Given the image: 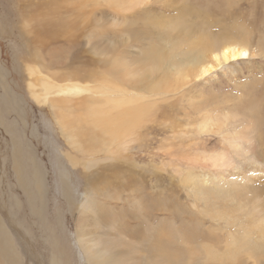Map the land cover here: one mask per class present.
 Masks as SVG:
<instances>
[{"label":"rangeland","instance_id":"obj_1","mask_svg":"<svg viewBox=\"0 0 264 264\" xmlns=\"http://www.w3.org/2000/svg\"><path fill=\"white\" fill-rule=\"evenodd\" d=\"M139 1L121 9L110 0H0V243H12L17 264H97L105 255L95 253L89 238L108 231L122 238L126 255L145 260L152 251L170 253L175 247L189 251L186 258L195 248L217 256L232 234L241 240L250 232L259 250L255 255L263 258L256 264H264V239L256 235L263 221L258 211L264 212V0ZM180 16L191 19L194 29L214 24L218 39L217 33L236 31L256 56L227 63L212 59V70L199 75L200 68L190 65L200 53L203 60L211 58V42L190 30L189 44L178 34L182 26L168 30L158 24ZM193 46L201 52H190ZM138 70L145 76H135ZM46 83L86 91L54 95L51 89L48 95ZM129 97L155 106L128 142L90 136L85 152L72 149L64 116L82 115L90 100ZM55 99L68 109L51 106ZM235 110L230 127L247 129L244 140L233 142L203 128L202 117L223 122ZM67 154L77 158L75 166ZM221 154L230 161L218 162ZM186 174L189 181L182 178ZM107 177L111 182L95 193L93 186ZM207 178L225 186L211 185L203 194L191 188ZM245 182L250 188L235 197ZM90 197L94 202L84 206L83 198ZM254 202L260 205L256 210L249 208ZM97 207L120 213L117 224L124 228L104 224ZM152 230L160 241L151 251L143 236ZM186 258L182 264H219Z\"/></svg>","mask_w":264,"mask_h":264},{"label":"bare ground","instance_id":"obj_2","mask_svg":"<svg viewBox=\"0 0 264 264\" xmlns=\"http://www.w3.org/2000/svg\"><path fill=\"white\" fill-rule=\"evenodd\" d=\"M110 1L116 2L117 4H119V2H120L121 9L123 6H127L125 8L133 9L134 7L137 6V4L139 6V3H140L139 0H121V1L110 0ZM108 3H109V1H108ZM124 4H126V5H124ZM196 14L198 17L201 16V15H199V13H196ZM194 15H195V13H193V16ZM44 19L45 18H43L40 22L42 23L44 21ZM205 19H207V17ZM205 19H203V20H205ZM166 21H168V20H166ZM160 22L158 24L163 26L164 28H167L168 30H171L170 28L173 29V27L177 28L179 26H182V29L180 30V32H178V34L184 33L187 37V42L189 44L191 41H194L193 39L189 40L192 37L190 30L193 32V34L195 32H198L199 35L206 36L207 42H211V44H212L211 47L213 46L212 49L210 50L211 58L203 60L202 58L205 57V53H203V54L200 53L198 55V61L196 63L192 62V64L190 65L191 68H200L199 71L201 73H198V74L201 76L205 75L206 73H208L209 71L212 70L213 65L210 64L212 59H214L217 62L222 61V63L223 62L227 63L230 61H237V60H247V59L249 60L253 56L254 57L256 56V54L251 50L249 43L246 42L245 39H242V41H241L239 39V34L236 31L227 30V32H224V33H217V35L219 36V39H218L217 37H215V35H213V32L211 30V29H214L213 27L215 25L214 24L211 25L209 22H206V21H205L206 24H204V25L201 24L202 26L197 28V29H194L193 21L191 19H186L182 16L174 19V21H171V22L170 21L162 22V23H160ZM171 34H173L174 36H180V35L175 34L173 32H171ZM222 39L225 40V42H223ZM213 43H215V45H213ZM194 44L196 45V43H194ZM74 45H76V44L74 43ZM74 45L73 44L69 45L67 47V50H69ZM191 49H195L194 53H196V54L198 52H201V51H199V49L196 48V46L189 47L190 52H191ZM147 59L149 60V62H151L150 58H147ZM142 65H145V64L143 63L139 67H142ZM141 71H143V70H141ZM138 75H140L141 77L145 76L144 73H140V70L137 71L135 76L138 77ZM43 86H44L45 91L48 95L51 94V92H50L51 89H52V92L54 95L62 94V95H75V96H77V95H80L86 91V89H84L83 87H78L75 84H71L69 86H58L56 89L53 86L51 87L48 83L43 84ZM147 100L148 99H145V98L140 99L137 97H129V98H122V99H118V98L117 99L116 98L106 99V98H103L102 100H90V102L87 104L85 109L82 110V111H85L82 115L79 114L80 116L79 115L73 116V113H71V115H69V116H64V118L61 117V118H63L61 121L62 126H64V129L66 131H69L65 136H66L67 140L69 142H71L72 149L73 150H75V149L79 150L80 152H82V150H83L85 152L86 146L91 144L90 136H92V137H95V136L101 137L102 136L107 141H118L119 143L123 142L124 140H127V142H128L130 140V138L134 135V133H137L138 129L141 128V124L143 122V119L148 116V114L152 110V107L155 106V104H154L155 102L152 103V102H149L150 100H148V101ZM48 101H50V100H48ZM51 101H52V103L49 102V104L51 106L57 107L56 109H58V111H59V108L63 109L65 111L66 107H58L59 103H63L64 100L55 99V100H51ZM234 108L236 110H240L238 102L236 103V107H234ZM67 109H68V107L66 108V110ZM218 109H219V107H218ZM236 110H235L234 114L227 115L224 118L223 122H219L217 120L218 119L217 116L214 117V119H215L214 122H213V119L208 115L206 117H202L201 122H202L203 128L208 130V131H216L220 135H222L223 137L228 136L230 138H233L234 139L233 142H235V141L240 142V141L244 140V137H246V135L249 133V131H247V129H245L242 125H238L237 127H230V123H229L230 117L234 118L235 116H238ZM64 115H65V113H64ZM84 119H87L88 126L93 129L92 132L88 133L87 128L85 126V122L83 121ZM209 121H212V122H209ZM239 122H240V120H239ZM208 125H210L211 128H208L207 127ZM70 127L73 129H71ZM74 139H81V140H74ZM247 140H249V139H247ZM231 144H232V142H231ZM122 147L124 149H126L125 146H122ZM231 148L233 150H237V149H239V146L234 144V145H232ZM223 154L218 156V162H219V160L223 163L225 161H230V159L227 158V156L223 155ZM204 157H206V156H204ZM66 158L71 163V165L75 166L74 161H77L76 157H72L70 154H67ZM91 161H93V160H90L89 162L91 163ZM205 161H206V159H205ZM205 161H204V163H205ZM86 166L88 167L91 165L86 164ZM208 166H210V165H208ZM88 168H90V167H88ZM181 169H182V167H181ZM175 173H177V172H175ZM178 175H179V177L181 176L180 174H178ZM182 178L183 179L185 178V180L189 181L191 176L189 174H186ZM178 179H180V178H178ZM213 179L214 178H212V179L211 178L201 179V181H199L198 184L192 186V183H191L190 185H191V188L198 189L197 192L199 194H203L205 191L209 190L206 187H210L211 185H214V186L216 185L215 186L216 189H219V188L225 186V185L223 186V184H225V182L219 183V178H218V184L216 183L217 180L214 179L216 181L213 182ZM107 181L111 182L109 177H107L105 179H100V181L96 184V187L93 186V188H95V193H98L97 190L100 189L103 185L107 184ZM39 183L40 182H38V184ZM194 183H197V182H194ZM185 184H187V183H185ZM240 188H241L240 194H237V193L234 194V196L237 198L239 197V195H241V193L245 194V190L247 188H250V187L248 185V182H245ZM193 193H194V190H193ZM191 195H192V193H191ZM193 197H195V196L193 195ZM82 201L84 203V206L94 202V200L91 197L89 199L83 198ZM229 201L232 203L235 200L232 199ZM259 207H260V205L257 204L256 202H254L251 206H249V208H251L253 210L258 209ZM140 208H141V206H140ZM97 210L100 212L102 209L97 207ZM259 212L260 211H258L259 218L263 221L260 222L261 226L258 228V231H257L258 234H256V235H258V237L261 236L262 240H263L264 239V212H261V213H259ZM100 213L103 216V219L106 220V221H104V224L109 220L111 222V227L113 229H116L117 227H123L122 224H120V225L117 224V216H120L121 215L120 213L113 214V213L105 212L104 210H102ZM137 213H140V211H138ZM137 213H136V215H137ZM92 214H95V211H92ZM217 215H219V213ZM226 215L227 214L224 212L222 214H220V216H222V217H225ZM232 215H234V214H232ZM140 216H142V214ZM236 218H237V216H236ZM225 219H226V217H225ZM253 220H255V219H253ZM122 223H123V220H122ZM126 228L127 227H125V229ZM120 231H123V229ZM2 233L3 232L0 231V241L3 238ZM250 234L251 233L249 232L246 235H242L241 240L237 237H232V235H233L232 234L231 235L232 241L229 244H227V242H226V244L224 246H221L222 247L221 250H219V249L216 250V252L218 253L217 256H213V254H214L213 252L206 254L204 249L195 248L194 253H191L192 256L187 257L190 259L188 261H190V262L196 261V258L201 260L204 257H206L207 259H210L211 261L219 262V264H233V263H237V262L239 264H241V261L244 259H254L253 260L254 264L259 263L258 258H261V257L255 255V253L259 250H258V247L256 246L255 242L252 240ZM113 235H114L113 231H108V232H105L102 234H98V236H96V238H93L94 236L89 238V241L92 243V248L95 251V253L101 254V256L105 255V258L102 259L101 261H99L97 264H182L181 262L184 260V258H186L185 256L190 254L189 251H186L185 253L179 252L177 247H175L173 250L172 249L169 250L170 253L169 252H167V253L163 252L162 254H160L161 253L160 252V253L155 254V251L153 252L151 248L158 245L160 240H158V232L155 230H152L151 232H149L145 236H143V238H145L143 242L144 243L148 242L150 244L149 245L150 250L153 253L149 257L148 260L147 259L145 260L142 256H140L137 253H134V254L130 253V255H126V252H128L126 244L122 243V241H121L122 238H120V237H117V240H115L112 237ZM86 236H87V234H86ZM77 237L80 240V244L79 243L78 244L80 245V248L82 250V254L88 259V249H86V247L84 246V244H83V238L84 237H81V234L79 231L77 233ZM238 237H240V234ZM199 238H201V237H199ZM86 239H88V238H86ZM208 239L209 238H206L205 240H208ZM263 242H264V240H263ZM144 243H142V244H144ZM86 244L88 245V243H86ZM262 247H264V246H262ZM159 249H158V252H159ZM164 251H165V249H164ZM262 251H263V249H262ZM261 254H263V253H261ZM263 255H261V256H263ZM261 259H263V258H261ZM98 260H100V259H98ZM18 262H19V258L17 256V252H16L14 246L12 245V243L10 241H7V240L4 241V244H2V242H1L0 243V264H17ZM206 262H208V261H206ZM89 264H93V263L91 262ZM208 264H211V263L208 262Z\"/></svg>","mask_w":264,"mask_h":264},{"label":"snow or ice","instance_id":"obj_3","mask_svg":"<svg viewBox=\"0 0 264 264\" xmlns=\"http://www.w3.org/2000/svg\"><path fill=\"white\" fill-rule=\"evenodd\" d=\"M246 55V54H245Z\"/></svg>","mask_w":264,"mask_h":264}]
</instances>
